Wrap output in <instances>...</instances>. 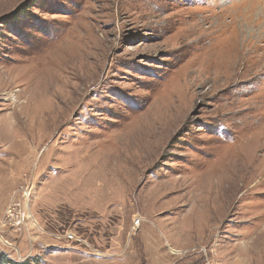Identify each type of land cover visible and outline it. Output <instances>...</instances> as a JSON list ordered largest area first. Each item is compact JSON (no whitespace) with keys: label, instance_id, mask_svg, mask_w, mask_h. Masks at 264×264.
<instances>
[{"label":"rangeland","instance_id":"rangeland-1","mask_svg":"<svg viewBox=\"0 0 264 264\" xmlns=\"http://www.w3.org/2000/svg\"><path fill=\"white\" fill-rule=\"evenodd\" d=\"M0 264H264V0H0Z\"/></svg>","mask_w":264,"mask_h":264},{"label":"built area","instance_id":"built-area-1","mask_svg":"<svg viewBox=\"0 0 264 264\" xmlns=\"http://www.w3.org/2000/svg\"><path fill=\"white\" fill-rule=\"evenodd\" d=\"M19 215H21V213H20V208L18 207V205L14 202L9 203L5 210V216H4L5 224H11L12 226L17 224V222L20 221ZM21 218H22V215H21Z\"/></svg>","mask_w":264,"mask_h":264},{"label":"bare ground","instance_id":"bare-ground-1","mask_svg":"<svg viewBox=\"0 0 264 264\" xmlns=\"http://www.w3.org/2000/svg\"><path fill=\"white\" fill-rule=\"evenodd\" d=\"M170 250H171V252H175V253H177L178 251V249L177 250H175L174 248L172 249V248H170Z\"/></svg>","mask_w":264,"mask_h":264}]
</instances>
